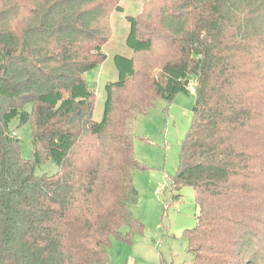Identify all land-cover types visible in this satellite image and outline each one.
<instances>
[{
	"label": "trees",
	"instance_id": "obj_1",
	"mask_svg": "<svg viewBox=\"0 0 264 264\" xmlns=\"http://www.w3.org/2000/svg\"><path fill=\"white\" fill-rule=\"evenodd\" d=\"M115 2L0 0V264H112V240L144 230L134 123L192 81L170 178L176 200L194 188L189 264H264V0H158L151 15H128L132 55L114 56L118 79L95 121L88 75L107 59ZM15 119L30 123L29 159ZM47 161L57 171L37 174Z\"/></svg>",
	"mask_w": 264,
	"mask_h": 264
},
{
	"label": "rangeland",
	"instance_id": "obj_2",
	"mask_svg": "<svg viewBox=\"0 0 264 264\" xmlns=\"http://www.w3.org/2000/svg\"><path fill=\"white\" fill-rule=\"evenodd\" d=\"M157 5L158 0H116L114 6H121L123 11L113 8L109 14L112 35L103 46L107 59L88 75L90 86L96 94L95 121L103 117L106 83L118 79L114 56L119 52L132 55L131 49L126 46L129 31L127 16L151 15ZM145 19L149 21L148 16ZM157 45L162 48L161 42ZM151 59V53H141L138 57L140 64ZM190 85L189 93H179L171 102L157 100L148 113L140 115L134 123L135 154L146 168L136 172L139 200L133 212L144 223V230L134 234L132 244L116 238L112 240L109 251L112 264H189L192 260L183 232L196 224L194 188L183 186L179 192L181 197L176 200L170 182L180 164L181 142L191 126L196 83L192 81ZM11 129L21 141L22 157L29 159L33 150L30 123L20 126L15 119ZM56 171L57 166L52 161L36 168L39 175ZM165 181L168 188L157 194L156 190ZM123 230L127 231L128 228L124 227Z\"/></svg>",
	"mask_w": 264,
	"mask_h": 264
},
{
	"label": "built area",
	"instance_id": "obj_3",
	"mask_svg": "<svg viewBox=\"0 0 264 264\" xmlns=\"http://www.w3.org/2000/svg\"><path fill=\"white\" fill-rule=\"evenodd\" d=\"M190 89H191V85H190ZM167 186H168V184H167V182L165 181V184H164L160 189H157V190H156V193H157V194H161L162 191L165 190V188H168Z\"/></svg>",
	"mask_w": 264,
	"mask_h": 264
},
{
	"label": "crops",
	"instance_id": "obj_4",
	"mask_svg": "<svg viewBox=\"0 0 264 264\" xmlns=\"http://www.w3.org/2000/svg\"><path fill=\"white\" fill-rule=\"evenodd\" d=\"M129 51H130V50H129ZM130 52H131V51H130ZM116 54H117V53H116ZM119 54H122V53L119 52ZM123 54H124V53H123ZM124 55L129 56V57L131 56L129 53H128V54L126 53V54H124ZM115 81H116V80H115ZM133 209H134V208H133Z\"/></svg>",
	"mask_w": 264,
	"mask_h": 264
}]
</instances>
